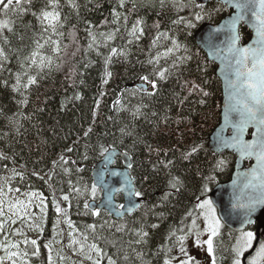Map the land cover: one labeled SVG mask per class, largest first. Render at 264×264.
Returning <instances> with one entry per match:
<instances>
[{
    "label": "trees",
    "instance_id": "1",
    "mask_svg": "<svg viewBox=\"0 0 264 264\" xmlns=\"http://www.w3.org/2000/svg\"><path fill=\"white\" fill-rule=\"evenodd\" d=\"M43 2L32 0L30 6L26 5L30 11L21 14L9 12L5 16L0 9V19L14 22L13 32L4 31L8 42L0 40L7 57L0 58V181H4L0 200L8 206L12 193L26 200L32 193L44 198V212L40 211L37 223H43L42 233L26 229L28 218L15 220L11 227L7 219L0 217L4 224L0 243L6 237L8 243L19 244L21 251L28 252L21 258L27 264H49V255L52 264H59L61 258L67 264L71 260L67 248L72 230L102 250L101 264H109V258L114 264H164L170 252L161 249L177 247L176 237L168 239L171 231L190 229L196 214H187L196 205L207 177H215L208 183L210 187L229 176V169L215 168L217 158L208 146L210 132L220 121L221 83L216 65L200 49L195 34L203 24H219L231 11L227 7L217 11L222 4L216 2L198 7L195 0H123V6L121 0H75L77 10L67 0H60L62 18L66 19L60 29L63 35L53 39L60 42L61 51L57 54L50 43L46 45L41 55L52 58L51 70L45 68L35 84L15 91L16 76L29 70L25 57L41 35L31 13ZM197 14L203 18L196 20ZM137 21L143 29L138 39L130 35ZM189 22L195 26L189 27ZM89 31L99 47L94 44L89 48ZM109 33L114 34L111 40L106 39ZM160 33L165 35L154 45ZM241 35L242 41L248 43L250 31L243 29ZM173 42L180 45L179 49L165 56ZM111 47L126 54L113 56L105 64ZM185 48L189 51L185 52ZM70 50L71 55L79 51L80 56L70 60ZM157 55L161 57L159 66L169 68L171 74L159 80L158 88L153 90L140 83L144 82L140 77L152 71L148 61ZM184 55L192 59L180 63L178 57ZM174 61L176 68H172ZM29 71L36 75L35 67ZM26 79L23 77V81ZM193 82L208 95L193 90ZM142 85L147 86V91H142ZM152 91L155 95H148ZM101 145L128 153L136 189L144 194L140 210L123 221V231L117 230L120 225L109 215L97 217L86 210L84 204L92 201L90 194L75 191L93 183L94 168L105 157L100 153ZM194 146L197 151L192 152ZM61 156L68 163L54 168ZM115 166H123L121 158ZM177 177L182 182L179 193L170 188V181ZM64 195L69 196V201L63 200ZM57 203L67 215L56 213ZM93 224L94 230L90 227ZM141 229L149 234L146 243L137 242L136 232ZM181 234L177 231V236ZM26 238L37 240L36 255L30 243H23ZM231 242L233 239L225 231L217 238L221 261H231L229 253L222 251ZM81 245L84 247L80 242L71 246L76 257L82 256ZM0 257H5L4 264H12L3 249Z\"/></svg>",
    "mask_w": 264,
    "mask_h": 264
},
{
    "label": "snow or ice",
    "instance_id": "2",
    "mask_svg": "<svg viewBox=\"0 0 264 264\" xmlns=\"http://www.w3.org/2000/svg\"><path fill=\"white\" fill-rule=\"evenodd\" d=\"M68 5L72 8L77 9L79 6L76 4L75 0H67ZM32 0H0V9L3 10L4 15L7 16L9 12L15 14L25 13L30 11V6ZM121 6H123V0H121ZM202 7V5H197ZM63 5L60 0H44L43 5L37 9V11H32V15L36 18L40 29L41 35L39 39L34 40L35 48L31 53L25 57V64L28 65L30 70L32 67L36 68V75L30 74L29 70H25L23 74H17L16 84L13 86L15 91H20L21 88L27 89L29 86L37 82V76L39 73L43 72L45 68L51 70L52 58L48 56L41 55V50L51 44L53 51L59 53L61 51L60 42L53 39V36L60 35L63 33L60 31L64 27L65 19L62 18ZM224 7H232L236 9V14L231 16L225 21L224 24L216 27L214 33H224L227 37L224 47L215 48L213 50V55L218 57L223 63L224 67L221 69V73L224 76L225 90L227 92L226 104L222 107L223 124L217 132V146L220 148H230L239 157L240 161H248L249 168L248 171L244 172L242 175L244 177V183L242 185L244 191L251 190L254 195H249L247 201H244L243 196L238 197L234 207L244 209L247 217V223L251 224V214L257 207V205H264V0H222V8L217 9V11L223 10ZM117 16L119 14H116ZM251 17V19H249ZM203 17L200 14L195 15L196 20H201ZM126 21V17H125ZM241 21L250 24L251 28L254 30V36L251 43L247 45H242L241 34L238 29V25ZM14 22L10 19H0V40L4 43L8 42V37L4 35V31L13 32ZM140 21L133 25L130 35L135 38H139L143 34V29L138 27ZM189 27H194L195 25L189 22ZM119 31V29H117ZM47 33V37L43 34ZM89 35L92 36V41L89 44V48H92L95 44L97 47L100 45L96 43V37L89 31ZM104 35V34H102ZM164 33H160L153 40L155 45ZM114 38V34H106V39L111 40ZM44 41L41 43V41ZM131 43V41H129ZM180 45L173 42V48L168 49L165 56L172 53L173 49H179ZM189 50L185 48V52ZM223 53L224 55H221ZM126 53L118 49L117 47H111L109 49V55L105 57V64L111 61L113 56L125 55ZM0 58L7 59L4 49L0 48ZM161 57L157 55L155 59H149L148 63L153 65L152 71L148 75H143L140 77L151 89L156 90L158 88V81L167 79L170 75V69L167 67L159 66V60ZM191 55H184L178 57L180 63L191 60ZM24 65H22L23 67ZM58 67V66H57ZM177 63L174 61L172 68H176ZM107 76H111V73L106 71ZM23 77H27L26 81H23ZM152 77V78H150ZM6 83V82H5ZM193 90H199L203 95H208V93L203 92L198 84L193 82ZM142 91H147V89H142ZM148 95H155V92H148ZM232 130L230 138H226L223 133L226 130ZM89 132L91 129L88 130ZM87 135V133H85ZM249 136V139H245V136ZM69 152L72 148L67 149ZM197 151V147H193L192 152ZM101 155L106 156L105 164L111 162L113 159V154H115V148H106L103 145L100 146ZM216 154H220L217 151ZM122 155L125 159L128 158V153L124 152ZM191 155V153H188ZM87 159V156H85ZM254 161V163H252ZM68 163V160L64 156L60 157L58 162L53 164V167L63 166ZM75 163V161H73ZM171 163V161H169ZM227 161L220 159L216 162L215 168L223 169L226 167ZM167 167V165H165ZM127 167H131L129 163ZM106 170V169H105ZM64 171H69L64 169ZM113 176H119L118 172L109 173ZM95 182L91 185H86L81 188H76L75 191L80 193L81 191L90 194L91 200L95 201L98 193L105 190L108 191L106 205L95 206L93 204L85 203L84 208L91 212L93 215L99 217L101 215L102 207L108 212L109 215H115L116 217L122 219L125 213H130L136 207L135 200L131 199L142 198L143 192L136 189L134 186L133 178L124 184L122 188L115 189L116 192H126L129 197L126 204H113L114 196L112 194V189L105 181V175L102 171L99 176L95 177ZM147 179V178H145ZM215 180V177L209 175L207 177V182L201 189V195L197 196V203L192 211L188 212V217L193 216L195 212V218L191 219L190 229L185 232L184 228L181 227L178 230H173L170 232L168 239L176 237V243L179 244V251L181 254H187L185 248V241L189 236H195V243L197 246L204 247L206 245V252L211 257V264H217V238L221 237L222 229L224 228L223 218L217 214V209L215 204L211 199H203L202 197L210 190L208 188V183ZM237 181H234V187L237 186ZM182 187V182L180 179L173 178L170 181V188L176 193H179ZM19 191V189H16ZM33 197L37 196V193L31 194ZM64 201H69V196H63ZM41 205L44 204V198L40 197ZM29 205H25L23 202L18 201L15 205H10L9 210L15 208L13 215L18 216L20 219H29L27 227L30 230H37L42 233L43 223L36 224L32 217L29 215L27 209ZM41 213L44 212V207L40 209ZM56 213L64 212L67 213L60 207L57 203L55 206ZM3 209L0 208V215H3ZM203 218L204 228L201 230L200 226L197 224V219ZM11 220V217H9ZM42 219V218H41ZM11 223H16L15 220H11ZM59 224V221L56 222ZM69 227H72L71 220L67 221ZM183 224V221L181 222ZM93 230L96 225L90 226ZM125 225H121L117 230L123 231ZM152 227H158V225H152ZM4 224L0 223V233H3ZM177 231L182 233L177 236ZM17 235H25L23 232H17ZM138 243H146V237H148V232L141 229L136 232ZM201 236H206V239L201 240ZM87 239V237H85ZM256 240V234L252 231L240 230L239 235L233 237V243L227 248L229 256L231 257V264H243V258L245 252L250 250L253 246V242ZM25 245L31 244L33 246V255H36L39 251L38 242L36 239H25L23 241ZM74 243H79L74 241ZM220 245H223V241L220 240ZM51 251V246L48 245ZM98 255L102 254V250L97 247V245L92 244L90 246ZM11 249H16V251H10ZM0 249L6 253V258L12 262V264H17L18 260L20 264H27L26 260L21 259L22 257H27V251H21L20 245L17 243H8L5 237V242L0 243ZM162 251L170 252V248L162 247ZM81 251H83V245H81ZM91 259V257H88ZM222 258V257H221ZM192 257H188L185 260H180L179 264H192ZM5 257H0V264H4ZM49 264H52L51 255H49ZM94 264H101V261L97 259ZM109 264H114V261L109 258ZM164 264H172L171 259H165ZM247 264H264V243L259 245V249L255 254V257L250 259Z\"/></svg>",
    "mask_w": 264,
    "mask_h": 264
},
{
    "label": "water",
    "instance_id": "3",
    "mask_svg": "<svg viewBox=\"0 0 264 264\" xmlns=\"http://www.w3.org/2000/svg\"><path fill=\"white\" fill-rule=\"evenodd\" d=\"M197 1L201 4H208L211 0H197ZM215 1L216 2H222V0H215ZM229 9H231L233 11L232 16H234L236 14V9L232 8V7H229ZM229 18L230 17H228L227 19H229ZM227 19L223 20L222 23H220L219 25L208 26V27L203 28V31H205V34L203 35L202 39H201V37L198 38L199 45L208 53L209 56H211L212 59H215L216 63L219 65V70L217 72V76L223 82V105H225L227 102L226 101L227 92L225 90L224 76L221 73V69L224 67V65L218 57L213 55V50H214V47L215 48H221V47H224V45H225V41L227 39L226 35L224 33L216 34V33H214V29L216 27H219L220 25L224 24ZM249 19H251V17H249ZM243 24L250 27V29L253 31L252 33L254 36V30L251 28L250 24L245 23L244 21L240 22V24L238 25V29L240 30V28ZM249 43H251V41ZM221 55H224V54L221 53ZM222 124H223V116L221 119L220 127L222 126ZM219 129H217L214 132V134L211 136V144L209 145L210 149L215 153H217V151H219V153H220L219 155H222L224 153L235 154L234 151L230 148L218 149L217 132L219 131ZM229 131L232 132V130L229 129V130H226L223 133V135L226 137L228 135ZM228 138H230V137H228ZM245 139H247V135L245 136ZM119 156H121L123 161H124V168L123 169L122 168H119V169L113 168V165L115 164L117 157H119ZM105 161H106V157L104 158L103 163L99 164L97 166V168L95 169L94 178L99 176V174L103 171L104 175H105L106 183L113 190L112 191V194L114 196L113 204H115V205L121 204V203L116 201V196H120V195L124 197V203L123 204H126L128 199H129V197L127 196V193L126 192H123V193L116 192L115 189L122 188L124 186V184L129 180V178H131L130 173H129V167H127V165L130 163L132 166V160L129 156L127 159H125V157L122 155V153L120 151H115V154H113V159L111 160V162L106 165ZM247 162L248 161H246V163ZM246 163H244V161H240L239 157L237 156L235 170L233 172V175L231 177L230 182L219 186L217 189H215L212 192V194L210 196L211 200L213 201V203L216 206L218 214L223 218V222L225 223L226 227L233 230V231H236V232H240L241 229L246 230L249 226L255 225L257 223L259 224V230L264 229V205H257L255 210L252 212V214H251L252 223L251 224H248L246 222L247 217H246L245 210L234 207V204L236 203V200L238 197L243 196L244 201L246 202L247 197L250 194L254 195V193H251V190L244 191L243 187H242V185L244 183V177L242 174L244 172L248 171V169L245 168ZM253 163H254V161H253ZM112 172H118L120 175L119 176L110 175V178L108 179V174L112 173ZM234 181L238 182L236 187H234ZM133 182L135 183L134 179H133ZM103 192H104V198H103L102 202L100 204L94 203L93 205H95V206L106 205L108 191L105 190ZM131 199L135 200L136 207L133 209L132 212L125 213L123 218H125L126 215L133 214L140 207V204H141L140 199H137L135 197H133ZM104 210H105V208L102 207L101 211H104ZM111 216L120 220V218L116 217L115 215H111Z\"/></svg>",
    "mask_w": 264,
    "mask_h": 264
},
{
    "label": "rangeland",
    "instance_id": "4",
    "mask_svg": "<svg viewBox=\"0 0 264 264\" xmlns=\"http://www.w3.org/2000/svg\"><path fill=\"white\" fill-rule=\"evenodd\" d=\"M193 24H194V22H193ZM157 31H158V29H157ZM69 56H70V60H75L77 57L80 56V52L74 51L71 55V50H70ZM140 83L146 84L145 82H140ZM3 182L4 181L2 179L0 181V185H2ZM18 201L23 202L25 205H29L27 211H28L29 215L32 217V220H34V222L37 224L38 219H39L40 208L42 207V205L40 203V197L38 195L35 197L31 196V198L29 200H26L24 198H21V196L17 195L16 193H12L11 196L9 197L8 206H6L5 203L2 200H0V208L3 209V213H4L3 215H0V217L7 219L9 221V223L11 224V227L15 226V223H11V220L21 221L22 219H20L18 216L13 215V213L15 212V208H12L11 211L9 210L10 205H15L16 202H18ZM34 208H36V210H34ZM9 217H11V220L9 219ZM25 218H27V217H25ZM197 224H199L201 230H203L204 223H203L202 217L199 219V222ZM10 229L11 228H8V233H7L8 235L10 234ZM26 229H29L27 227V225H26ZM32 231H35V230H32ZM206 238H207L206 236H201V240L206 239ZM74 241H79L80 243L84 244L82 256L76 257V252L73 251V249H71V246H73ZM67 244H68V240L66 241L65 248H67ZM91 245L92 244H89L88 242L86 243L84 241V238L80 234L74 233L71 230V241H70L69 247L67 248V250L71 251V253L67 254V255L71 256V260H69V262L67 261L68 262L67 264H94V262L97 259H99L102 263L101 255H98L90 247ZM61 247H62V245L61 246L59 245L58 251H60ZM185 248H186L187 254L186 255L181 254L179 249H178V251L174 252L172 255L173 260L175 258H178V259L183 258L185 260L190 256L193 258L192 264H202L201 251H206L205 250L206 245L204 247L197 246L195 243L194 234L189 236V238L185 241ZM178 254H181L182 258L178 257L177 256ZM57 255H58V253L55 254V257ZM88 257H91V259H89ZM5 264H7V263H5ZM17 264H18V262H17ZM59 264H64L63 258L59 259ZM177 264H179V262Z\"/></svg>",
    "mask_w": 264,
    "mask_h": 264
}]
</instances>
